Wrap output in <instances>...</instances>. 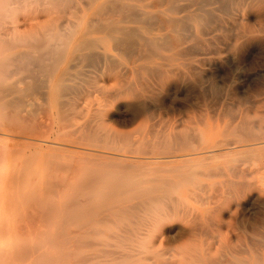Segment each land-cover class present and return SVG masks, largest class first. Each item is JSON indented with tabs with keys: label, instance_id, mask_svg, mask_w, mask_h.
Returning a JSON list of instances; mask_svg holds the SVG:
<instances>
[{
	"label": "rangeland",
	"instance_id": "374dc122",
	"mask_svg": "<svg viewBox=\"0 0 264 264\" xmlns=\"http://www.w3.org/2000/svg\"><path fill=\"white\" fill-rule=\"evenodd\" d=\"M131 2L163 22L125 24L136 28L135 41L99 35L114 66L92 68L70 42L52 45L63 40L56 34L64 20L86 26L106 0H0V264H201L226 231L232 241L263 231L264 0H232L222 9L210 0L202 6L209 15L193 0H173L176 10ZM173 18L188 24L173 29ZM140 34L155 41L146 46L153 51L138 45ZM21 53L29 63L17 61ZM39 74L47 81L28 86ZM61 77L83 88L60 96ZM136 95L145 109L133 115L125 105ZM135 200L148 204L134 214L98 210ZM23 248L28 256L15 257Z\"/></svg>",
	"mask_w": 264,
	"mask_h": 264
},
{
	"label": "bare ground",
	"instance_id": "6f19581e",
	"mask_svg": "<svg viewBox=\"0 0 264 264\" xmlns=\"http://www.w3.org/2000/svg\"><path fill=\"white\" fill-rule=\"evenodd\" d=\"M50 1V0H49ZM55 1V0H54ZM57 1V0H56ZM87 1V0H86ZM108 3H112L113 5H112V7L110 6V5H107L108 3H105V5H104V7L105 8H102V10H100V11H102V15L100 16L99 15V17H97V18H88V20L90 21V23L91 22H93V20L92 19H97V22H93V25H91L90 23H89V21H86L87 23H89V24H86V26H79L78 25V23L76 22V21H74L73 23H68V22H66L65 20H64V22H63V24L64 25H66V23H67V25L65 26V27H61V26H59L60 28H59V30H58V33L56 34V35H58V36H61L62 38H63V40L61 39V42H59V43H56V44H54V45H52V48L53 47H66V46H68V43L70 42L72 45H74V50L76 51V52H78V54H80V55H78L77 53H75L74 55V57H78V56H80V57H78V58H80V59H84L85 58V60L87 61H89L90 62V64H92V63H94V62H105L106 64H108V63H110V62H112V63H110L109 64V66L111 67V68H113L112 66H114V65H111V64H114L113 63V61H109L111 58H109V57H107V54H105L104 52H102V51H100V49H101V47H102V45H100V40H101V38L100 37H98L99 35H109L110 37L112 36V35H110L111 33H119V34H122V35H124V36H126L127 38H128V40L129 39H131L132 37V34H133V30L134 29H136V28H132V29H129V28H127L126 26H125V24H129V23H139V22H151V21H154L157 25L158 24H160V22L162 21H158L157 20V17L159 16V15H156V14H158V13H156L155 15H151L147 10H145L146 8H147V6L148 5H142V6H140L139 5V7H137L138 6V4H136V3H132L131 2V4L129 3V0H106ZM116 1V2H115ZM136 1H140V0H136ZM144 1V0H143ZM155 2H156V0H154ZM159 1V5L161 4V6H162V2H166L169 6V9H173V10H176V9H174V5H172V3H173V0H158ZM190 1V0H189ZM194 2H195V4H196V6H197V8L199 9V11L201 10V11H203L206 15H209V13L206 11V9L204 10L203 8H202V6L207 2V1H210V0H193ZM214 1V0H213ZM217 1V3L219 4V7H220V9H222V8H226V7H228V3L229 4H231L230 3V1H232V0H216ZM244 1V0H243ZM48 2V1H47ZM73 2V1H72ZM82 2V1H81ZM147 2V1H146ZM152 2V1H151ZM208 3H212V2H208ZM50 4V3H49ZM75 4V3H74ZM86 4V3H85ZM153 4V3H152ZM151 4V5H152ZM164 4V3H163ZM189 4V3H188ZM192 4V3H191ZM213 4V3H212ZM59 5H60V2H59ZM102 5V4H101ZM156 5V4H155ZM158 5V6H159ZM51 6V5H50ZM103 6V5H102ZM111 7L110 9L108 8L106 11L104 10V9H106L107 7ZM150 6V5H149ZM154 6V5H153ZM157 6V7H158ZM177 6V5H176ZM191 6V5H190ZM63 7V6H62ZM167 7V8H168ZM101 8V7H100ZM145 8V9H144ZM178 8V7H177ZM215 8H217V7H215ZM194 9V8H193ZM55 10V9H54ZM207 10H211L212 11V9H207ZM225 10V9H224ZM77 11V10H76ZM79 11V10H78ZM105 11V13H103ZM100 13V12H99ZM197 13V12H196ZM214 13V12H213ZM222 13V12H221ZM75 14V13H74ZM197 14H200V13H197ZM212 14V13H211ZM231 14V13H230ZM58 15H60V12H59V14ZM96 15H98V13H96ZM194 15V14H193ZM184 16V15H183ZM188 16V15H187ZM191 17V16H190ZM201 17V16H200ZM200 17H198V19L200 18ZM162 18V17H161ZM192 18H194V17H192ZM65 19H66V17H65ZM166 19V18H165ZM176 19V18H175ZM174 18L172 19V22L171 23H168V25L170 26V27H172V25H173V27L174 28H177V29H179L178 27L180 26L181 28L180 29H182V28H184L185 27V24L187 23L188 24V22H186L185 24H184V27L182 26V24H183V22H181L182 20L181 19H179V20H175ZM178 19V18H177ZM92 20V21H91ZM164 20V19H163ZM174 20V21H173ZM193 20V19H192ZM202 20V19H201ZM157 21H158V23H157ZM169 21H171L170 19H168V20H165V23L166 22H169ZM184 21V20H183ZM204 21H206V19H204ZM203 21V22H204ZM212 21V20H211ZM70 22H72V20L70 21ZM163 22V21H162ZM213 22V21H212ZM182 23V24H181ZM152 24V23H151ZM200 24V23H199ZM206 24V23H205ZM204 24V25H205ZM63 25V26H64ZM85 25V24H84ZM140 25H142V24H140ZM150 25V24H149ZM136 26V25H135ZM147 26V25H146ZM146 26H143L144 28L146 27ZM161 26V25H160ZM159 26V27H160ZM192 26V25H191ZM218 26V25H217ZM220 26V25H219ZM132 27V26H131ZM147 27H149V26H147ZM172 27V28H173ZM221 27V26H220ZM61 28H63V29H61ZM141 28V27H140ZM149 28H152V27H149ZM171 28V29H172ZM173 28V29H174ZM200 28H201V26H200ZM199 28V29H200ZM146 29V28H145ZM159 29V28H158ZM161 29H164V27H161ZM228 29V28H227ZM140 30H142V29H140ZM147 30H149V29H146L145 31H147ZM150 30H152V29H150ZM153 30H155V29H153ZM152 30V31H153ZM183 30V29H182ZM173 31H175V30H173ZM206 31V30H205ZM204 31V32H205ZM149 33H150V31H148ZM183 32V31H182ZM190 32V31H189ZM192 32V31H191ZM153 34V33H152ZM168 34V33H167ZM191 34V33H190ZM208 34V33H207ZM96 35V36H95ZM150 35H151V33H150ZM164 35V34H163ZM203 35V34H202ZM205 35V34H204ZM57 36V37H58ZM114 36H116V35H114ZM140 36V43L138 42V45L139 46H143V47H146V46H149V45H152L153 44V42L155 43V41H153L152 39H150V38H145L144 37V35H142L141 36V34L139 35ZM166 36H168V35H166ZM195 36V35H194ZM118 37V36H117ZM116 37V38H117ZM121 37V36H120ZM153 37V36H152ZM154 37H157V36H154ZM159 37V36H158ZM160 37H162V34H161V36ZM170 37V36H169ZM168 37V38H169ZM188 37V36H187ZM127 38H126V40H127ZM163 39L165 38L164 36L162 37ZM162 38H159V40L160 39H162ZM182 38H185V35H184V37H182ZM189 38V37H188ZM194 38H196V37H194ZM112 39V38H111ZM115 39V38H114ZM125 39V38H124ZM134 38H132L131 40L132 41H135V40H133ZM190 39H192L191 37H190ZM60 40V39H59ZM116 40V39H115ZM119 40H121V39H119ZM128 40H127V42H128ZM159 40H157V41H159ZM165 40V39H164ZM164 40H162L163 42H166V41H164ZM168 40V39H167ZM169 40H170V38H169ZM194 40H196V39H194ZM198 40V39H197ZM58 41V40H57ZM72 41V42H71ZM156 41V45L157 44H159V43H161V48H162V41L160 40L159 42H157ZM131 42V41H130ZM129 42V43H130ZM137 42V41H136ZM195 42V41H194ZM198 42H199V40H198ZM32 43V42H31ZM36 43V42H35ZM122 43V42H121ZM121 43H120V45H121ZM169 42H167L166 44H168ZM210 43V42H209ZM37 44V43H36ZM115 44H119V43H115ZM166 44H163V46H164V48H165V45ZM170 44V43H169ZM172 44V43H171ZM193 44H198L197 42L196 43H193ZM203 44V43H202ZM124 45V44H123ZM129 45H131V44H129ZM153 46V45H152ZM151 46V47H152ZM172 45H170V46H168L167 45V47H171ZM174 47H175V45H173ZM199 46V45H198ZM129 47V46H128ZM132 47V46H131ZM166 47V48H167ZM52 48H50L51 49V52H52ZM121 48H123V47H121ZM156 48H158V46L156 47ZM190 48H191V46H190ZM195 48H197V47H195ZM50 49H48V51H50ZM124 49V48H123ZM148 49V50H147ZM194 49V48H193ZM192 49V50H193ZM198 49V48H197ZM134 50H135V52H136V50L137 49H135L134 47H132L131 48V51L132 52H134ZM146 50L148 51V52H150V51H153V50H150V47H146ZM186 50V49H185ZM194 50H196V49H194ZM47 51V52H48ZM50 52V53H51ZM138 52H140V51H138ZM142 52V51H141ZM148 52H146L147 54L146 55H148V54H151V53H148ZM144 53V52H143ZM126 54V53H125ZM135 54H137V53H135ZM139 54V53H138ZM43 55V54H42ZM41 55V56H42ZM77 55V56H76ZM129 55H132V53L131 54H129ZM144 55V54H143ZM16 56V55H15ZM18 56V58H17V61L18 62H22V64L24 63V61L27 63H29L30 61L28 60V58H29V56L27 55V54H20V55H17ZM137 56H142V54H140V55H137ZM136 56V57H137ZM44 57H45V55H44ZM73 57V56H72ZM81 57H84V58H81ZM125 57H127V55L125 56ZM146 57H148V56H146ZM40 58V57H39ZM48 58V57H47ZM11 59V58H10ZM38 59V58H37ZM43 59V58H42ZM42 59H38V60H42ZM131 59V58H130ZM139 59H144V58H139ZM138 58H136V60H138V61H140ZM14 60H16V58L14 59ZM14 60H12L13 62H14ZM21 60H24V61H21ZM84 60V61H85ZM85 61V62H86ZM108 61V62H107ZM10 63V62H9ZM15 63H17V62H15ZM25 63V64H26ZM39 63V62H38ZM47 64V63H46ZM95 64H98V63H94V65H92L93 67L92 68H95L94 66H95ZM123 64V63H122ZM121 64V65H122ZM100 65H102V64H100ZM117 65V64H116ZM115 65V66H116ZM6 66V65H5ZM18 66H21V65H18ZM18 66L17 67H15V71H16V69L18 70ZM43 65H41L40 67H42ZM123 66V65H122ZM2 67V66H1ZM91 67V66H90ZM89 67V68H90ZM98 67V69L96 70V71H98V70H100V66H97ZM104 67H107V65H103V67L102 68H104ZM110 67H108V68H110ZM20 68V67H19ZM26 67H23V70H22V72H24L26 69H25ZM107 68V69H108ZM110 68V69H111ZM121 68V67H120ZM157 68H159V67H157ZM162 67H160L159 69H161ZM3 69H6V68H3ZM28 69V68H27ZM39 70L40 69H44V68H38ZM50 69V66H49V68H48V70ZM37 70V69H36ZM36 70H33L32 71V69H31V72H36ZM84 70H88V69H84ZM91 70V69H90ZM90 70H88L89 72H90ZM95 70V69H94ZM112 70V69H111ZM164 70V69H163ZM5 71H7V70H5ZM11 71V70H10ZM9 71V72H10ZM15 71H11V72H15ZM45 71H47V70H45ZM66 71H67V69H66ZM66 71L64 72V70H63V72L64 73H66ZM77 71H79V70H77ZM77 71H75L76 72V74H77ZM120 71H121V69H120ZM11 72L10 73H7V75L8 74H11ZM50 72H52V71H50ZM62 72V73H63ZM88 72V73H89ZM92 72V71H91ZM100 72V71H99ZM161 72H164V71H161ZM54 73V72H53ZM79 73V72H78ZM80 73H83V72H80ZM151 73V72H150ZM165 73V72H164ZM34 73H32V74H30V76L32 75V77L34 76L33 75ZM38 74V73H37ZM48 74V73H47ZM52 74V73H51ZM58 75H59V73H57ZM75 74V73H74ZM156 74H158V73H156ZM163 74V73H162ZM50 75V74H49ZM62 75V74H61ZM79 75V74H78ZM82 75H84V74H82ZM87 74L85 73V76H86ZM153 75V74H152ZM171 75V74H170ZM22 76V75H21ZM29 76V75H28ZM36 77H35V79H33L32 77H30L31 78V80H32V85H28V86H33V85H37V87H38V85L39 84H41V82H46L47 80H45V79H42L43 77H41L40 76V74L39 75H35ZM39 76H40V78H39ZM65 76V75H64ZM75 76H77V75H75ZM123 76V75H122ZM158 76H162V75H158ZM51 77V76H50ZM52 77H54V76H52ZM56 77V76H55ZM66 77V76H65ZM89 77V76H88ZM124 77V76H123ZM122 77V78H123ZM163 77V76H162ZM19 79H20V77H18ZM21 78H23V77H21ZM38 78H39V80H43V81H38ZM67 78V77H66ZM66 78H60V82L61 83H59V87H58V89H57V92H58V90H59V92H60V96H61V94H64V93H66L67 94V92L69 93L70 92V94L69 95H72L71 93H77V91H80V89H77V88H83L81 85L82 84H80V86H78L77 87V85H74V84H68V83H65L67 80H69V78L68 79H66ZM71 78H73V77H71ZM78 78V77H77ZM78 79H80V77L78 78ZM83 79H85V78H82L81 80H83ZM88 79V78H87ZM33 80H36V81H34L33 82ZM54 80H55V78H54ZM70 80H72V79H70ZM86 80V79H85ZM16 81H17V79H16ZM20 82H21V80H20ZM81 82H85V81H81ZM16 83V82H15ZM39 83V84H38ZM49 83V82H48ZM58 83V82H57ZM80 83V82H79ZM78 82L76 83V84H79ZM87 83V82H86ZM26 84V83H25ZM31 84V83H30ZM130 84V83H129ZM46 85L48 86V84L46 83L45 84V88H46ZM50 85V84H49ZM11 86H13V84L11 85ZM16 86V85H15ZM15 86L13 87L14 89H15ZM27 86V87H28ZM129 86V85H128ZM35 87V86H34ZM37 87H35V89H37ZM42 88H43V86H41ZM40 87V88H41ZM3 88V87H2ZM7 88V87H6ZM9 88L10 87H8V90L7 89H5V91L7 90L8 92H9ZM29 88V87H28ZM31 89L33 88V87H30ZM130 88V87H129ZM128 88V89H129ZM12 89V88H11ZM10 89V90H11ZM25 89V88H24ZM23 89V90H24ZM30 89V90H31ZM34 89V93H38L39 94V92H36V90ZM131 89V88H130ZM3 90V89H2ZM37 90H39V89H37ZM13 91V90H12ZM32 91V90H31ZM30 91V92H31ZM42 91V90H41ZM129 91V90H128ZM0 92H2V91H0ZM7 92V93H8ZM24 92V91H23ZM44 92V91H43ZM58 92V93H59ZM130 92V91H129ZM131 93H135V92H131ZM10 94V93H9ZM27 94H30L29 92H26V95ZM45 94V93H44ZM1 95H2V93H1ZM22 95V94H21ZM41 94H39V95H37V96H40ZM74 95H76V94H74ZM135 95V94H134ZM18 96V95H17ZM35 96V95H34ZM37 96H35V97H37ZM59 96V97H60ZM66 96V95H65ZM132 96V95H131ZM1 97V96H0ZM16 96H14L13 98H15ZM26 97H28V96H26ZM25 97V98H26ZM33 97V96H32ZM68 97V96H67ZM72 97V96H71ZM133 97H135V98H133V99H136V101L134 102V104L133 105H131V104H127V105H125V106H127L128 107V109L130 110V112L133 114V115H136V114H138V113H141L142 111H143V109H145V106H144V103H143V100H141L137 95L136 96H133ZM20 98V97H19ZM21 98H23V96H21ZM69 98V97H68ZM68 98H65V99H68ZM130 99H132L131 97H129ZM10 99H11V97H10ZM41 99H42V97H41ZM7 100V99H6ZM15 100V99H14ZM23 100V99H22ZM32 100H33V98H32ZM11 101H13L12 99L10 100V103H11ZM18 101V100H17ZM68 101V100H67ZM66 101V102H67ZM6 102V101H5ZM15 101H13V103H11V104H16V103H14ZM20 102V101H19ZM25 102V101H24ZM26 102H28V101H26ZM32 102V101H31ZM64 101L62 100V102L60 103V104H62ZM120 102V101H119ZM145 102V101H144ZM149 102V101H148ZM29 103V102H28ZM2 104V103H1ZM8 104V103H7ZM65 104V103H64ZM67 104H69V101H68V103ZM122 103L120 102V103H117L115 106V108H118L120 105H121ZM20 106V105H19ZM144 106V107H143ZM11 107V106H10ZM14 107H12L11 109H13ZM148 108V107H147ZM147 110V109H146ZM149 110H150V108H149ZM13 111V110H12ZM19 111H20V109H19ZM143 114V113H142ZM242 118V117H241ZM6 121V120H5ZM240 121V120H239ZM244 122V121H243ZM242 121L240 122L241 124L243 123ZM40 123H42V122H39V124ZM43 124H45V123H43ZM42 124V125H43ZM47 124V123H46ZM6 125H8V124H6ZM247 125V124H246ZM38 126V125H37ZM40 126V125H39ZM239 126L240 125H238V127H237V129H239ZM241 126H245V125H241ZM4 127H6V126H4ZM8 127V126H7ZM44 127V126H43ZM88 126H86L85 128H87ZM261 127V126H260ZM260 127H258V128H260ZM40 128V127H39ZM242 128H246V127H242ZM242 128L240 127V129L239 130H242ZM255 128V127H254ZM262 128V127H261ZM264 128V127H263ZM10 129H12V128H10ZM88 129H89V132L91 131L90 129L91 128H89L88 127ZM87 129V130H88ZM9 130V129H8ZM47 130V129H46ZM234 130H236V129H234ZM260 130V129H259ZM36 131V130H35ZM78 131H80V130H78ZM243 131V130H242ZM241 131V133H243ZM247 128H246V131H245V133H247ZM259 132V131H257L256 130V128L253 130V131H250V132ZM262 131V130H261ZM77 132V131H76ZM26 133V132H25ZM29 133V132H28ZM32 133V132H31ZM40 133V132H39ZM56 133H57V131H56ZM70 133H72V132H70ZM240 133V132H239ZM261 133H263L264 134V132H261ZM42 134V133H41ZM233 134V133H232ZM251 134V133H250ZM249 134V135H250ZM69 135V134H68ZM82 135H84V134H82ZM90 135V134H89ZM242 135H244V134H242ZM256 135H258L257 133H252L251 134V137H255ZM63 136V135H62ZM246 136V135H245ZM261 136H263V135H261ZM39 137V136H38ZM94 137V136H93ZM247 137H249V136H247ZM258 137V136H257ZM256 137V139L257 140H259L258 138ZM71 138V137H70ZM260 138H262V137H260ZM66 139V138H65ZM73 139V138H72ZM187 139H189V138H187ZM249 139H250V137H249ZM37 140H39V139H37ZM70 139H67V141H69ZM82 140V139H81ZM179 140V139H178ZM177 140V141H178ZM184 140V138L182 139V141ZM251 140H254V141H256L255 140V138L253 139H251ZM16 141V140H15ZM19 141V140H18ZM65 141V140H64ZM85 141V140H84ZM246 141V140H245ZM248 141V140H247ZM245 142V143H248V142ZM22 142V141H21ZM30 142V141H29ZM44 142V141H43ZM70 142V141H69ZM74 142H77V141H75L74 140ZM79 142V141H78ZM15 143V142H14ZM46 143V142H45ZM71 143H73V142H70L69 144H71ZM27 144V143H26ZM68 144V143H67ZM83 144H84V142H83ZM254 144H256V143H254ZM254 144H252V145H254ZM259 144V143H258ZM79 145V144H78ZM74 146V145H73ZM253 147V146H252ZM1 149V148H0ZM249 150V149H248ZM54 151V150H53ZM68 151V150H67ZM69 152V151H68ZM67 152V153H68ZM77 152V151H76ZM61 153H63V152H61ZM77 153H79V152H77ZM81 153V152H80ZM82 153H84V152H82ZM207 155H210V154H212L213 153V150H209V151H207ZM75 154V153H74ZM89 154H91V153H89ZM54 155V154H53ZM59 155V154H58ZM65 155V154H64ZM72 155V154H71ZM91 155H93V154H91ZM206 155V156H207ZM212 155H214V154H212ZM73 156V158H74V155H72ZM79 156H81V155H79ZM55 157H57L56 155H55ZM59 158V157H58ZM83 158V157H82ZM52 159H54V158H52ZM88 159H92V158H88ZM51 160V159H50ZM71 160H73V159H71ZM56 161V160H55ZM47 163V162H46ZM49 163V162H48ZM67 177V176H66ZM87 181V180H86ZM89 183V182H88ZM87 185V184H86ZM56 186V185H55ZM57 186H59V185H57ZM91 194V193H90ZM85 196V195H84ZM92 196V195H91ZM71 197V196H70ZM150 197V196H149ZM69 198V197H68ZM70 199V198H69ZM110 199V198H109ZM150 199L152 200V198L150 197ZM154 199V198H153ZM47 200V199H46ZM86 200V199H85ZM88 200V199H87ZM86 200V201H87ZM149 200V199H148ZM154 200H156V198L154 199ZM82 201V200H81ZM80 201V202H81ZM153 201V200H152ZM48 202V201H47ZM135 203H133V204H123L124 206H117V207H114V205L113 206H111V207H109V208H104V206H103V202H102V204H99V207H98V210L100 211V212H103V210L104 209H109V211H111V215H112V213H119V212H125V211H129V210H132V212L131 213H133V211H134V213H135V211H139V210H142V209H145V207L144 206H142V205H145L144 203H146L145 202V200L144 201H142V203H138L139 201H137L136 202V200L134 201ZM36 203V202H35ZM67 203H69V202H67ZM88 203V202H87ZM99 203V202H98ZM130 203H132V202H130ZM71 205L70 206H72L73 204L72 203H70ZM147 204H148V202H147ZM147 204L145 205V206H147ZM97 205V204H96ZM128 205V206H127ZM41 206V205H40ZM46 206V205H45ZM67 206H69V204L67 205ZM91 207H93V206H91ZM95 207V206H94ZM41 208V207H40ZM72 208L73 207H70V210H72ZM35 209V208H34ZM41 209H43V208H41ZM41 209H39V210H41ZM49 209H51L50 207H49ZM88 209V208H87ZM91 209V208H90ZM69 210V209H68ZM98 210H97V212L95 213L94 212V216H95V214H98L99 212H98ZM94 211V210H93ZM68 212H70V211H68ZM80 213V212H79ZM91 213V212H90ZM93 213V212H92ZM91 213V214H92ZM133 213V214H134ZM138 213V212H137ZM74 214H76V213H74ZM102 214V213H101ZM105 214V213H104ZM107 214H108V212L106 213V215H105V217L107 216ZM126 214V213H125ZM46 215V214H45ZM80 215V214H79ZM98 216V215H97ZM102 216H104V215H102ZM101 215H99V217H97V218H100L99 220V223L103 220V218H105V217H102ZM132 216V215H131ZM44 217H46V216H44ZM49 217V216H48ZM64 217V216H63ZM75 217V216H74ZM76 217H77V215H76ZM75 217V218H76ZM109 217V216H108ZM108 217H106V218H108ZM42 218V217H41ZM58 218H60V217H58ZM79 218H81V217H79ZM84 218H86V217H84ZM83 218V219H84ZM105 218V219H106ZM42 220V219H41ZM40 220V221H41ZM46 220H48V219H46ZM78 220V219H77ZM59 221H61V220H59ZM113 221V220H112ZM39 222V221H38ZM90 221H85V223L86 224H88ZM48 223V222H47ZM82 223H84L83 221H82ZM82 223H80V224H82ZM98 223V222H97ZM102 223V222H101ZM88 226V225H87ZM242 226V225H241ZM259 228V227H258ZM242 229V228H241ZM249 229V228H248ZM227 230H228V228H227ZM73 231H76V230H73ZM253 232V231H252ZM84 233V232H83ZM82 233V234H83ZM224 233V232H223ZM1 236V235H0ZM233 239H235V241H232V239H231V236H230V234H229V232L228 231H226L225 232V234H224V236H223V238H222V242L218 245V246H216V247H213V248H210L209 249V251H208V254H207V256H206V259L204 260V263L202 262L201 264H264V229H263V231H259V230H257V231H255V232H253V233H250V234H247V233H238V235L236 236V238H234L233 237ZM55 243V242H54ZM55 245V244H54ZM73 246H74V244H72ZM51 246V245H50ZM63 246V245H62ZM1 248V247H0ZM49 248V247H48ZM55 248V247H54ZM3 249V248H2ZM25 248H23V250L22 249H18V250H21V253L22 254H24V255H22L21 254V256H15V257H23L24 256V258H26L27 256H28V253L26 254V252H29L27 249L28 248H26V250H24ZM73 249H76V248H73ZM34 251V250H33ZM70 251H73L72 249L70 250ZM2 252V251H1ZM17 254H18V252H17ZM72 254V253H71ZM19 255V254H18ZM27 255V256H26ZM64 256V255H63ZM49 257V256H48ZM65 257V256H64ZM68 257V256H67ZM98 257V256H97ZM0 258H2V257H0ZM23 258V259H24ZM63 258V257H62ZM79 258V257H78ZM59 259V258H58ZM21 260V259H20ZM60 260V259H59ZM22 261V260H21ZM45 261V260H44ZM72 261H74V260H72ZM59 262V261H58ZM71 262V261H70ZM83 262V261H82ZM30 263H32V262H30ZM73 263V262H72ZM76 263V262H75ZM34 264V263H33ZM74 264V263H73Z\"/></svg>",
	"mask_w": 264,
	"mask_h": 264
}]
</instances>
